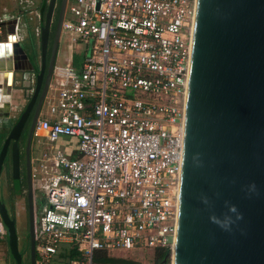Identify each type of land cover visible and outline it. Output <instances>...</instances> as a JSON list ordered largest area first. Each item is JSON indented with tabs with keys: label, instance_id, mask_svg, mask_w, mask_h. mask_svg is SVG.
Returning <instances> with one entry per match:
<instances>
[{
	"label": "built area",
	"instance_id": "obj_1",
	"mask_svg": "<svg viewBox=\"0 0 264 264\" xmlns=\"http://www.w3.org/2000/svg\"><path fill=\"white\" fill-rule=\"evenodd\" d=\"M194 5L66 0L59 36L82 47L78 71L68 57L54 61L31 137L74 139L76 156L34 148L30 157L44 198L34 264L59 251L76 253L66 264H150L154 251H171Z\"/></svg>",
	"mask_w": 264,
	"mask_h": 264
},
{
	"label": "water",
	"instance_id": "obj_2",
	"mask_svg": "<svg viewBox=\"0 0 264 264\" xmlns=\"http://www.w3.org/2000/svg\"><path fill=\"white\" fill-rule=\"evenodd\" d=\"M55 2L47 0L38 31L39 70L28 79L32 67L21 46L14 42L10 52L13 25L0 22L8 34V40L0 43V108H9L13 94L25 103L30 93L4 140L0 167L7 142L16 141L35 103L25 148L30 264H34V205L28 148L47 92L66 0L59 2L45 65ZM18 60L29 69L20 67ZM18 74H22L19 82ZM5 75L11 76L10 83L3 80ZM11 159V183L14 197L19 198L14 149ZM0 222L9 259L20 264L14 220L1 203ZM170 264H264V0H195Z\"/></svg>",
	"mask_w": 264,
	"mask_h": 264
},
{
	"label": "rangeland",
	"instance_id": "obj_3",
	"mask_svg": "<svg viewBox=\"0 0 264 264\" xmlns=\"http://www.w3.org/2000/svg\"><path fill=\"white\" fill-rule=\"evenodd\" d=\"M39 0H0V21L5 22L9 20L16 19L17 27H16V34L17 39L24 40L26 29L24 28L22 22L23 14L28 18H31L33 12H35V7L38 4ZM22 15V16H21ZM31 16V17H30ZM33 19L34 16L32 17ZM37 21V20H35ZM29 24L32 23L28 20ZM31 37V36H30ZM29 37V38H30ZM27 38L23 42L20 43L21 48L27 53V56L32 61V64L37 69V47L35 49V40H37L36 36L31 37L30 39ZM58 54L55 58V65H61L64 62L65 57H68L73 62L74 71H78V64L79 59L82 55V47L79 44H72L70 43L68 37L61 35L59 36V44H58ZM37 71V70H36ZM20 75H16V78L19 82ZM11 105L14 108L12 114L14 116L19 114L22 105L24 104L23 101L17 99V94H13L11 97ZM45 109V101L42 103L41 111ZM52 146L58 147L66 156H71V158L76 156V140L71 139L69 137H60L55 143L50 144ZM72 152V154H71ZM71 154V155H70ZM31 159H33V151L31 153ZM38 166L35 165L34 162L31 161L30 163V172L35 174H41L42 171L37 169ZM1 185H2V192L3 196L6 197L7 195V188H8V180L4 174L1 176ZM34 201H35V216L39 218L41 214V210L44 206V198L42 195V189L35 187L34 189ZM24 202L22 198L13 199V218L15 220V229H16V237L17 243H21L23 234L25 233L26 229V220L24 215ZM0 264H13V262L9 259V257L5 253V245L3 239L0 240ZM66 251H59L54 257L50 258L47 264H66L67 260L65 259ZM153 258H150L146 262L153 264ZM169 264H170V254H169Z\"/></svg>",
	"mask_w": 264,
	"mask_h": 264
},
{
	"label": "flooded vegetation",
	"instance_id": "obj_4",
	"mask_svg": "<svg viewBox=\"0 0 264 264\" xmlns=\"http://www.w3.org/2000/svg\"><path fill=\"white\" fill-rule=\"evenodd\" d=\"M59 2H60V0H56V2H55V7H54L53 15H52V21H51V24H50V28H51L52 24H54V27H55L57 13H58V7H59ZM50 28H49L48 39H47L45 65H46V62L48 60V56H49V52H50V46H51V43H52V37H53V32H54V30H53V32L51 33V29ZM38 31H39V28L37 30L35 29V33H34V35L38 39V55H37V58H36V60H37L36 62L38 64L37 65L38 66L37 69L32 64V61L27 56V53L21 48L23 50V53L25 54L27 63L29 65H31V67H32V71H27L29 73V75L27 76V79L32 74L36 75L38 73V70H39L40 54H39ZM18 44L20 45L19 42H18ZM58 44H59V39H58V42H57L55 58H56V56H57V54L59 52ZM18 63H19L20 67H22L24 69H29V65L27 63H25V61L18 60ZM14 75L15 74H13V76ZM20 75H22V74H20ZM43 78H44V75H43ZM21 82H23V81H21ZM31 88H32V85H31L30 88H28V90L31 91ZM24 91H26V90H24ZM29 98H30V93H29L27 99L25 100V103L22 105V108L20 109L19 114L16 115V116H14L12 114L14 108L12 107L11 102H10L9 108L8 107L7 108L6 107H1L0 108V151H1L2 147H3L5 138L8 136V134H9L11 128L13 127L14 123L16 122L17 118L19 117V115L24 110L25 105H26L27 101L29 100ZM42 103H43V101H42ZM42 103H41V106H42ZM41 106H40V109H41ZM34 107H35V103L32 106L31 110L28 112V114H27V116L25 118V121L22 124L21 130H20V132H19V134L17 136L16 141L10 139L7 142L6 147H5L4 156H3V159H2V163H1V167H0V203L4 206L5 210H7L8 209V205H7L6 201H5V197L3 196V192H2L1 176L3 174H4V176H6L7 171H8L7 169H9V174H11V161H12L11 155H12V152H13V149H14L16 157H17L19 186H20V198H22L23 202H24V212H25L24 215H25V220H26V229H27L26 232L27 233H28V219H27V199H26L27 182H26V176H25V174H26L25 173V148H26V142H27V137H28L30 124H31V121H32V115H33V112H34ZM40 109H39V111H40ZM4 114L6 116H4ZM34 148H35V146H34V143H33V139L31 137L30 140H29V148H28L29 160H30L32 151H34ZM10 185H11V177H10ZM31 190H32V197H33V205L35 206L34 189H33L32 186H31ZM11 219L14 220V218H11ZM24 235H25V233H24ZM24 237L25 236L22 237L21 243H17V250H20V249L24 248V245H25ZM13 264H14V262H13ZM20 264H26V254L25 253H22V255H20Z\"/></svg>",
	"mask_w": 264,
	"mask_h": 264
},
{
	"label": "trees",
	"instance_id": "obj_5",
	"mask_svg": "<svg viewBox=\"0 0 264 264\" xmlns=\"http://www.w3.org/2000/svg\"><path fill=\"white\" fill-rule=\"evenodd\" d=\"M46 4H47V0H39L38 4L36 5L35 7V10L38 12L39 14V20H38V24H37V27L40 28L43 24V18H44V13H45V10H46ZM26 15V14H25ZM23 14V18H22V21L24 22H28V17L25 16ZM26 30H27V33H26V37H25V40L27 38H29L30 36L33 37V32L31 31V24H27L26 25ZM51 33L53 32L54 30V24H52L51 26ZM50 33V34H51ZM30 37V38H31ZM29 38V39H30ZM37 47V53H38V39L35 40V49ZM7 174H6V177H7V180H8V188H7V195L5 197V201L8 205V209L6 210L9 218H13V199H18V198H15L14 197V192H13V186H12V183L10 185V174H9V169H7ZM19 198H20V186H19ZM15 222V221H14ZM14 226H15V223H14ZM16 231V229H15ZM27 229H25V235L23 234L24 239H25V245H24V248L18 250L19 252V255H22V253H25L26 254V264H29V242H28V235H27ZM3 243L5 245V253L6 255L8 256V252H7V243H6V237L4 236L3 237ZM1 243V241H0ZM169 249H162V250H156L154 251L153 253V264H169ZM76 256V253H74V251H70L68 254L65 255V259H72V258H75ZM9 257V256H8ZM34 259H36V256H34ZM164 260V262H163ZM12 261V260H11Z\"/></svg>",
	"mask_w": 264,
	"mask_h": 264
},
{
	"label": "crops",
	"instance_id": "obj_6",
	"mask_svg": "<svg viewBox=\"0 0 264 264\" xmlns=\"http://www.w3.org/2000/svg\"><path fill=\"white\" fill-rule=\"evenodd\" d=\"M37 15H38V18H39V14H38V12L35 10V12H33V15H32V17L34 16V18L35 19H33L31 16V18H27L28 20H30V22L32 23V26H31V31L33 32V35H34V33H35V29L37 30L38 29V27H37V24H38V20H37ZM22 16V15H21ZM22 18H23V16H22ZM35 20H37V21H35ZM0 22H2V21H0ZM9 22V27L11 26V25H13V29H14V34H9V36H8V34H7V32H6V29H5V27H3V26H0L1 27V35H0V43H4V42H6L8 39H7V36L10 38H12L11 40L12 41H14L13 40V37L15 36V41L14 42H16V43H21V42H23L24 40H25V38H24V40H19V39H17V34H16V27H17V21H16V19H13V20H9L8 21ZM23 22V25H24V28L25 29H27L26 28V25L27 24H29V22H24V21H22ZM13 23V24H12ZM26 33H27V30H26V32H25V37H26ZM35 36V35H34ZM37 38V37H36ZM13 42V43H14ZM34 146H35V148H37V149H39L40 151H45V152H48V151H52V150H55V149H58V147H56V145L55 146H52V145H50V144H46V143H42V144H40V145H36V144H34ZM59 150V149H58ZM61 151V150H60ZM71 154H72V152H71ZM70 154V155H71ZM68 157H71V156H68ZM41 175V174H40Z\"/></svg>",
	"mask_w": 264,
	"mask_h": 264
},
{
	"label": "bare ground",
	"instance_id": "obj_7",
	"mask_svg": "<svg viewBox=\"0 0 264 264\" xmlns=\"http://www.w3.org/2000/svg\"><path fill=\"white\" fill-rule=\"evenodd\" d=\"M12 38L10 37L9 38V40H8V42H9V47H10V52L12 51V44H13V42L15 41V36L13 37V40L14 41H12L11 40ZM3 80L6 82V83H10V81H11V76L10 75H5V76H3Z\"/></svg>",
	"mask_w": 264,
	"mask_h": 264
}]
</instances>
